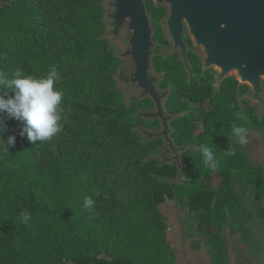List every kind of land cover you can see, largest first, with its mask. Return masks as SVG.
Instances as JSON below:
<instances>
[{"label": "trees", "instance_id": "obj_1", "mask_svg": "<svg viewBox=\"0 0 264 264\" xmlns=\"http://www.w3.org/2000/svg\"><path fill=\"white\" fill-rule=\"evenodd\" d=\"M104 1L0 0V71L42 77L54 69L64 92L63 131L52 139L29 142L15 120L0 126L8 151L0 152V264H175L156 205L178 200L198 211L214 198L197 182H174V165L142 161L160 143L140 142L135 130L138 120L157 129L156 120L137 117L153 103L137 98L133 109L122 100L115 79L121 59L104 36ZM151 66L163 74L158 88L170 93L173 138L187 145L191 114L178 116L189 109L182 99L201 102L205 88H192L173 60L152 58ZM215 103L219 118L220 98ZM85 197L95 201L93 212L83 207ZM21 212L30 214L27 223ZM120 241L110 260L97 257Z\"/></svg>", "mask_w": 264, "mask_h": 264}, {"label": "flooded vegetation", "instance_id": "obj_2", "mask_svg": "<svg viewBox=\"0 0 264 264\" xmlns=\"http://www.w3.org/2000/svg\"><path fill=\"white\" fill-rule=\"evenodd\" d=\"M143 1L154 30V51L158 54L166 46L170 47L165 58L154 56L153 60L162 64L173 60L192 88L203 86L208 95L201 102L182 99L189 109L178 116L191 114L187 145L173 138L172 121L168 123V138L176 149L175 155L163 138H159L157 145L163 152L158 163L174 165L177 182H197L202 191L214 194L209 208L198 211H190L176 200L194 220L192 225L199 218L206 219L208 225L203 232L193 225L194 233L204 241H188L190 257L184 264H264V205L256 202L257 199L264 203V168L253 165L241 150L235 149L231 137L233 123L247 125L253 133L262 135L264 144V14L260 8L247 12L240 8L239 15L233 14L229 4L236 0H187L191 31L182 23L180 34L185 65L183 53L180 47L174 46L167 25L170 4L177 0ZM200 35H205V39ZM167 97L163 100V109L171 116L165 107ZM216 98H220L221 104L219 118H216ZM233 104L235 108L230 107ZM237 112L246 115L247 120L237 119ZM156 121L162 131L161 121ZM201 144L211 147L216 154V171L203 165ZM227 148H232L235 154L224 156L222 153ZM187 167H190L189 176Z\"/></svg>", "mask_w": 264, "mask_h": 264}, {"label": "water", "instance_id": "obj_3", "mask_svg": "<svg viewBox=\"0 0 264 264\" xmlns=\"http://www.w3.org/2000/svg\"><path fill=\"white\" fill-rule=\"evenodd\" d=\"M238 2L229 4V8H233V14L239 15V9L242 12L255 10L260 8L261 14H264V0H236ZM106 6L112 9V12L106 15L108 28L105 37H110L112 41H116L122 29H125L127 34L123 40L126 50L117 55L120 59H128L131 65L132 72L128 76H124L123 68H118L115 79L119 86H122L126 92L134 89L140 92L138 99L148 98L153 103L154 112H139L137 117L146 120L161 121L162 131L158 133L143 132L146 140L163 138L169 145L171 152L175 155V150L168 138L169 126L176 115L167 116L163 109V100L169 95L168 91H160L158 82L161 76L154 77L151 74V63L153 58L154 30L150 24V18L143 0H109ZM170 16L167 20L169 27V36L175 47H180L182 53L184 44L181 39L182 23L188 27L191 25V10L187 0H177L170 4ZM262 16V21L264 20ZM191 31V27H190ZM192 33V32H191ZM201 39H205V35H200ZM185 62L184 53L182 55ZM222 77L220 75L218 80ZM138 132V131H137ZM141 133L142 131L139 130ZM153 154V153H152ZM175 157L173 156V160ZM179 181L174 180V182Z\"/></svg>", "mask_w": 264, "mask_h": 264}, {"label": "clouds", "instance_id": "obj_4", "mask_svg": "<svg viewBox=\"0 0 264 264\" xmlns=\"http://www.w3.org/2000/svg\"><path fill=\"white\" fill-rule=\"evenodd\" d=\"M58 76L53 69L45 76H35L25 74L17 68L9 73L0 71V88L11 89L12 94L7 92L0 93V126L4 125L5 120H15L22 127L19 136L27 135L29 142L37 141L43 143L57 136L63 131L61 123L62 101L64 92L57 88ZM235 108L236 105H230ZM237 119L247 120L246 115L241 112L236 113ZM231 137L236 144L244 146L248 143V129L241 124L233 123L231 125ZM8 145L15 144V136H10ZM0 152H6L7 148L3 146V140L0 139ZM202 163L205 167L216 171L218 161L216 154L211 147L204 144L199 146ZM224 156L235 154L232 148H227L222 153ZM95 201L91 197H85L83 207L91 211ZM30 214L20 213V222L27 223Z\"/></svg>", "mask_w": 264, "mask_h": 264}, {"label": "rangeland", "instance_id": "obj_5", "mask_svg": "<svg viewBox=\"0 0 264 264\" xmlns=\"http://www.w3.org/2000/svg\"><path fill=\"white\" fill-rule=\"evenodd\" d=\"M109 0H105L103 4L104 8V18L103 22L108 23V20L106 19V15L112 12V9L106 6V2ZM152 27V26H151ZM108 31V28L106 27V33ZM127 32L125 29H122L120 32V36L116 41H112L110 37H107L109 48L115 53V55H120L126 50V47L124 45V38L126 36ZM170 50V47L163 48L158 54L156 51L153 50L154 56H164L167 55L168 51ZM160 54V55H159ZM153 56V57H154ZM121 64V67L123 68V74L124 76H128L131 72V65L128 59H121L119 62ZM151 74L154 77L162 76L161 74L156 73L153 68H151ZM160 82V80H159ZM117 88L119 89V92L121 93L122 100L124 101L127 106L129 104L133 107V109L139 108L137 106V98L140 95V92L137 90H130L128 92L125 91V89L122 86L117 85ZM159 90L161 91L160 87ZM150 112H154V108L150 107L148 110ZM147 112V111H146ZM248 129V143L244 146H240L239 144H234V148L241 150L245 156L249 158V160L252 162L253 165L261 166L264 168V144H263V137L259 133H253L249 129L247 125H245ZM136 131H138L139 141L140 142H148L149 140H146L145 136L143 135V132L148 133H158L161 131V129L158 127L157 129H154L147 125L146 122L143 120H138L135 127ZM142 131L141 133L139 132ZM153 154H149L147 158H143L142 161L145 160H154L158 163L159 156L161 157L163 155V152H161L158 148H155L152 150ZM167 156V155H166ZM169 158V154H168ZM204 185L206 183L204 182ZM240 188L243 189V185L240 184ZM145 190V189H144ZM257 203H261L264 205V203L257 201ZM255 202V203H256ZM253 203H250L252 205ZM93 209V208H92ZM90 212H93L91 210ZM156 217L158 218V221L160 223V233L163 235L165 239V243H169L170 248L173 250L175 254V264L177 263V257H179L178 264H184L190 257V244L188 241H204V238L201 235L194 233V228L198 229L199 232H203L204 228L208 227L207 220L202 218L199 220H196V222L193 223L192 217L186 212V208L182 206L177 201H167L165 204H159L156 205L155 211ZM98 214V212H97ZM188 219V220H187ZM208 228H206L207 231ZM124 241L118 242L117 245L113 243V248L110 250L100 249L96 255L98 258H102L105 260H110L113 256H115L116 252H119L121 250V247H123ZM66 264H73L71 262H68Z\"/></svg>", "mask_w": 264, "mask_h": 264}]
</instances>
